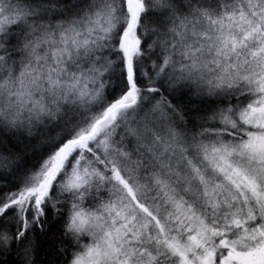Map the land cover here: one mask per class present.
<instances>
[{
	"label": "snow or ice",
	"instance_id": "1",
	"mask_svg": "<svg viewBox=\"0 0 264 264\" xmlns=\"http://www.w3.org/2000/svg\"><path fill=\"white\" fill-rule=\"evenodd\" d=\"M0 264H264V0H0Z\"/></svg>",
	"mask_w": 264,
	"mask_h": 264
}]
</instances>
